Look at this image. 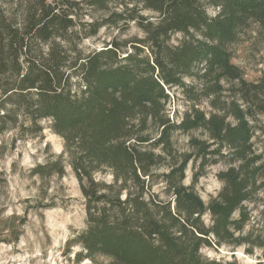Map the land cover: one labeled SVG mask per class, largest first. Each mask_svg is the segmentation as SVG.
I'll return each mask as SVG.
<instances>
[{
	"label": "trees",
	"instance_id": "trees-1",
	"mask_svg": "<svg viewBox=\"0 0 264 264\" xmlns=\"http://www.w3.org/2000/svg\"><path fill=\"white\" fill-rule=\"evenodd\" d=\"M251 23L264 28V0H0V134L39 136L49 120L63 139L31 173L71 167L86 215L68 241L77 262L239 264L201 252L229 244L262 249L264 264V141L253 142L264 71L246 81L230 49ZM132 25L139 34L119 39ZM105 27L117 35L86 50ZM172 88L188 102L179 119ZM196 130L191 150L176 148L175 132ZM220 161V190L204 202L193 185Z\"/></svg>",
	"mask_w": 264,
	"mask_h": 264
},
{
	"label": "rangeland",
	"instance_id": "rangeland-1",
	"mask_svg": "<svg viewBox=\"0 0 264 264\" xmlns=\"http://www.w3.org/2000/svg\"><path fill=\"white\" fill-rule=\"evenodd\" d=\"M212 15L214 10L208 9ZM98 16V14H97ZM113 28H101L99 33L83 42L86 50L101 48L110 38L117 35ZM133 25L119 39L138 35ZM179 34L173 35L176 42ZM231 61L243 72L246 81L258 80L264 71V28L258 24H249L241 32L238 41L230 46ZM191 84L193 79L186 78ZM169 108L180 113L188 106L181 92L170 89ZM201 107L208 109L203 101ZM42 134L39 136H20L13 130L0 134V264H108L105 256L96 255L93 260L85 258L76 261L77 245H68V241L85 227L84 198L78 181L65 163V174L40 178L31 173V169L44 163L49 156L63 151V139L54 133L49 120H42ZM259 126L253 139L254 147L259 151L264 141V116H257L253 122ZM190 137L204 138L200 130L173 134V142L181 151L191 150ZM220 161L206 167L203 175L193 185L196 192L207 202L220 190L221 182L216 174L225 168ZM194 164L188 163L184 184L190 185ZM97 178L109 181L108 173H98ZM264 198V190L261 193ZM51 204V205H49ZM204 257L220 261L236 260L239 264H256L262 259L263 250L255 248L251 254L245 246L223 244L203 247Z\"/></svg>",
	"mask_w": 264,
	"mask_h": 264
}]
</instances>
